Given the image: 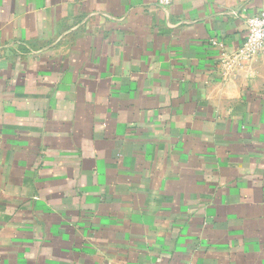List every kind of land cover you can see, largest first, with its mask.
I'll use <instances>...</instances> for the list:
<instances>
[{"label":"crops","instance_id":"crops-1","mask_svg":"<svg viewBox=\"0 0 264 264\" xmlns=\"http://www.w3.org/2000/svg\"><path fill=\"white\" fill-rule=\"evenodd\" d=\"M264 0H0V264H264Z\"/></svg>","mask_w":264,"mask_h":264},{"label":"built area","instance_id":"built-area-1","mask_svg":"<svg viewBox=\"0 0 264 264\" xmlns=\"http://www.w3.org/2000/svg\"><path fill=\"white\" fill-rule=\"evenodd\" d=\"M173 0H158L163 6H169ZM248 35L236 56L238 58H251L255 56L264 45V9L258 14L248 18Z\"/></svg>","mask_w":264,"mask_h":264}]
</instances>
